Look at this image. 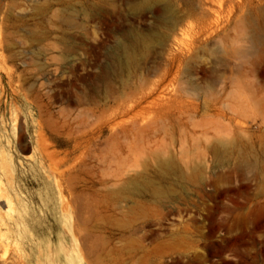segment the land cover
<instances>
[{"label":"rangeland","instance_id":"1","mask_svg":"<svg viewBox=\"0 0 264 264\" xmlns=\"http://www.w3.org/2000/svg\"><path fill=\"white\" fill-rule=\"evenodd\" d=\"M0 193V264H264V0H0Z\"/></svg>","mask_w":264,"mask_h":264},{"label":"bare ground","instance_id":"2","mask_svg":"<svg viewBox=\"0 0 264 264\" xmlns=\"http://www.w3.org/2000/svg\"><path fill=\"white\" fill-rule=\"evenodd\" d=\"M169 10H170V8H169ZM169 20H171V22H173L174 20H173V16L169 19ZM173 24H176L175 23V21H174V23ZM150 92V91H149ZM153 104V103H152ZM3 189V188H2ZM1 196H5V194L3 193H0V197ZM6 203V205H7V213L8 214H10V212L12 211V209H13V204H12V202L9 200V199H7V201L5 202ZM3 215L0 213V224L1 225H6V222H5V220H4V218L2 217ZM1 233V232H0Z\"/></svg>","mask_w":264,"mask_h":264}]
</instances>
